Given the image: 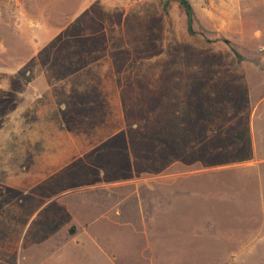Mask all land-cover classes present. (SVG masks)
Listing matches in <instances>:
<instances>
[{"label":"rangeland","instance_id":"rangeland-1","mask_svg":"<svg viewBox=\"0 0 264 264\" xmlns=\"http://www.w3.org/2000/svg\"><path fill=\"white\" fill-rule=\"evenodd\" d=\"M188 1L0 0V127L62 107L96 212L0 187V264H264V0Z\"/></svg>","mask_w":264,"mask_h":264},{"label":"crops","instance_id":"crops-1","mask_svg":"<svg viewBox=\"0 0 264 264\" xmlns=\"http://www.w3.org/2000/svg\"><path fill=\"white\" fill-rule=\"evenodd\" d=\"M32 95L36 97L29 99L31 103L15 109L12 118L2 122L0 127V187L3 192L7 189L18 191L21 199L32 198L38 207L55 201L64 204L72 220L85 229V222L92 224L96 212L87 214V211L80 210L87 206L85 198L77 203L70 200V192L77 187L70 180L84 177L78 168L72 172L70 166L80 159L85 165V144L78 135L70 134L69 124L64 121V113L61 114L62 107L57 112L50 111L42 107L41 93ZM24 114H29L30 118H24ZM5 155L13 159L7 160ZM96 175L98 182L101 171L98 170ZM46 182H51L50 189L40 190L39 187ZM96 184L101 185L90 183L88 186Z\"/></svg>","mask_w":264,"mask_h":264},{"label":"trees","instance_id":"trees-1","mask_svg":"<svg viewBox=\"0 0 264 264\" xmlns=\"http://www.w3.org/2000/svg\"><path fill=\"white\" fill-rule=\"evenodd\" d=\"M172 0H166V5ZM177 1L184 9L187 17V29L189 32H192V20H193V9L188 0H175Z\"/></svg>","mask_w":264,"mask_h":264}]
</instances>
